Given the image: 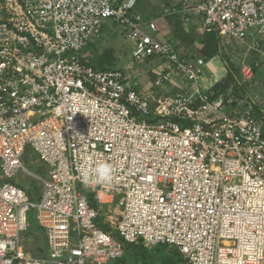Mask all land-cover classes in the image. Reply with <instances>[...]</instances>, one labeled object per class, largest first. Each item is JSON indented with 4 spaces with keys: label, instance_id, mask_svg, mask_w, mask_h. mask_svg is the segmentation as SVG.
<instances>
[{
    "label": "built area",
    "instance_id": "built-area-1",
    "mask_svg": "<svg viewBox=\"0 0 264 264\" xmlns=\"http://www.w3.org/2000/svg\"><path fill=\"white\" fill-rule=\"evenodd\" d=\"M136 3L0 0V264H113L124 243L139 240L175 248L179 264H264V104L231 88L227 99L211 98L220 81L203 82L211 59L160 39ZM170 4H161L164 13H181L185 28L200 16L199 32L215 31L220 53L239 44L253 51L238 78L255 86L254 68L264 71V0ZM107 20L130 40L135 62L160 59L155 85L176 81L177 89L153 100L127 71L83 63ZM182 76L192 89L178 83ZM28 146L45 175L23 166ZM102 161L112 176L98 184ZM18 172L40 182L37 202ZM116 194L122 208L101 214ZM32 210L40 252L24 239Z\"/></svg>",
    "mask_w": 264,
    "mask_h": 264
},
{
    "label": "rangeland",
    "instance_id": "rangeland-1",
    "mask_svg": "<svg viewBox=\"0 0 264 264\" xmlns=\"http://www.w3.org/2000/svg\"><path fill=\"white\" fill-rule=\"evenodd\" d=\"M143 2L145 6L149 7L147 10H149L151 13H158V11L162 9V7H160L162 4L161 0H144ZM95 50H98V52L104 51L112 55L111 59L114 64L117 65V68L125 70L130 74L131 81L135 84L136 90L145 95H149L153 100L171 94L178 86L177 84L175 85V81L165 83L161 86L155 85L154 78L160 73V59L153 57L149 60L135 62L132 58V43L122 33L120 27L115 26L110 20L106 21L103 29L102 39L96 45ZM247 55L255 56V53L253 51H247L246 45L244 44L234 46L232 45L223 48L219 56L211 59L213 69H210L208 65L204 67L203 80L211 83H213L215 79L218 78L223 80L228 66L234 67L239 65L242 58ZM224 59L228 62V64L224 61ZM212 70H216V74H212ZM177 79L179 84H185L187 86L186 88L189 90L193 88V82L188 80L186 77L182 76L180 79ZM253 80L255 81V86H252L248 82H244V85L248 87L249 92L255 99H257V101L261 102V104H264V71L260 69L259 75L255 76ZM225 110L229 111V108H225ZM21 162L23 166L31 173L37 175L46 174L45 168L42 166L41 162L38 160L35 153L29 146L26 147L25 153L21 158ZM15 178H18L19 182L24 183V187L27 189V191L33 193L34 199L32 201L37 202V196L41 192L40 182L28 175H24L22 172H18ZM1 181L2 179L0 176V182ZM120 198L121 195L116 194L114 201L111 204H106L104 207L102 206L100 208L102 209L99 210L100 213L104 214L114 209L115 213H118L119 209L116 207L122 208L119 203ZM34 215L35 210H32L31 214L28 216V223L33 229L37 224L36 220L34 219ZM115 216L117 215L115 214ZM40 238H44L43 232L42 235H40ZM29 240L32 241V237L25 236V241L29 242ZM35 247L42 248L39 243H36L30 248L33 249Z\"/></svg>",
    "mask_w": 264,
    "mask_h": 264
},
{
    "label": "trees",
    "instance_id": "trees-1",
    "mask_svg": "<svg viewBox=\"0 0 264 264\" xmlns=\"http://www.w3.org/2000/svg\"><path fill=\"white\" fill-rule=\"evenodd\" d=\"M143 1L144 0H137L134 11L142 14L146 18H154L156 20L160 32V39H173L178 41L180 44L188 47L192 53L200 55L206 60L212 59L220 54L218 34L215 31L201 33L193 26H191V28H189V26L185 28L181 18V13H164V8H167L168 10H172L174 8V6L170 4V0H161L164 8L160 9L158 13L149 12V10H147L149 7L145 6ZM176 8L179 9L180 7L177 5ZM97 44L98 43L91 44L83 50L81 55L82 62L95 69L106 70L117 68V65H115L111 59L112 55L104 51L98 52V50H95ZM243 60L244 58H242L241 61ZM245 60L252 63L251 58H246ZM224 61L228 64L225 59ZM240 64L241 63L234 67L228 66L224 79L214 83V85L209 89V91H212L213 93L211 98H216L219 94H223L225 99H227L229 95L232 94L238 99H241L249 93L248 87L242 85L238 78ZM254 72L255 77L259 75L260 70L258 68H254ZM230 88L231 93L229 94L228 90ZM235 104L236 102L233 103V105ZM260 108L261 106L258 105L254 106L253 109L255 115L258 117L260 115ZM28 194L30 199L33 200V193L28 191ZM89 199L91 205L98 209V206L94 202L93 198L90 196ZM40 235H42V230L37 224L34 229L29 225L27 231L25 232V236L32 237V241L28 242V246L32 247L36 243L43 244L44 238H40ZM33 250L38 252L41 251V249L37 247ZM39 255L40 254L36 253V256ZM182 261V256L175 248L165 244L146 247L143 242L139 240L137 243H124L123 256L115 260L113 264H179Z\"/></svg>",
    "mask_w": 264,
    "mask_h": 264
},
{
    "label": "clouds",
    "instance_id": "clouds-1",
    "mask_svg": "<svg viewBox=\"0 0 264 264\" xmlns=\"http://www.w3.org/2000/svg\"><path fill=\"white\" fill-rule=\"evenodd\" d=\"M94 173L98 184L108 183L112 176V166L107 162H99L94 168Z\"/></svg>",
    "mask_w": 264,
    "mask_h": 264
},
{
    "label": "crops",
    "instance_id": "crops-1",
    "mask_svg": "<svg viewBox=\"0 0 264 264\" xmlns=\"http://www.w3.org/2000/svg\"><path fill=\"white\" fill-rule=\"evenodd\" d=\"M201 23H202V18L200 17V16H193V20H192V22L189 24V28H191V26H193L195 29H197L198 31H200V27H201ZM251 56V55H250ZM254 56V55H253ZM249 58V57H248ZM242 62V61H241ZM208 67H210V69H213V65H212V63H209L208 64ZM226 72H227V70H226ZM212 74H216V70H212V72H211ZM204 76V75H203ZM225 76H226V73H225ZM224 76V77H225ZM223 77V78H224ZM219 79V78H218ZM221 81V80H220ZM203 82H206L205 80L203 81ZM218 82V81H217ZM175 85H176V81H175ZM187 87V86H186ZM177 89V88H176ZM175 89V90H176ZM185 89H187V90H189L188 88H185ZM19 184H22L23 186H24V183L23 182H19ZM38 197V196H37ZM92 197V196H91ZM93 198V197H92ZM93 200H94V202L97 204V206L98 207H100L99 206V204H98V202H96V200L93 198ZM94 207V206H93ZM116 208H118V207H116ZM24 239H25V233H24ZM30 241V240H29ZM25 243H26V247H27V249L28 250H30V251H34L32 248L30 249V246H28L29 245V243H28V241H25ZM41 243V242H40ZM44 244V243H43ZM43 244H40L41 246L43 245Z\"/></svg>",
    "mask_w": 264,
    "mask_h": 264
}]
</instances>
